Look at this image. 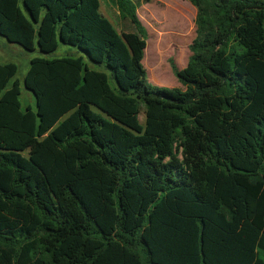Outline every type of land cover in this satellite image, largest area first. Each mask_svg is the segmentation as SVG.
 Returning a JSON list of instances; mask_svg holds the SVG:
<instances>
[{
    "label": "trees",
    "instance_id": "obj_1",
    "mask_svg": "<svg viewBox=\"0 0 264 264\" xmlns=\"http://www.w3.org/2000/svg\"><path fill=\"white\" fill-rule=\"evenodd\" d=\"M187 1L181 92L148 82L135 0H111L133 32L100 0H0L7 42L82 54L30 60L35 109L0 63V264H264V0Z\"/></svg>",
    "mask_w": 264,
    "mask_h": 264
},
{
    "label": "rangeland",
    "instance_id": "obj_2",
    "mask_svg": "<svg viewBox=\"0 0 264 264\" xmlns=\"http://www.w3.org/2000/svg\"><path fill=\"white\" fill-rule=\"evenodd\" d=\"M139 3L136 14L141 24L147 31L151 43V49L159 48L164 52L162 57L164 74L155 72L148 75L149 69L152 66L150 52L147 59H142V64L146 69L147 80L150 84L165 87L168 89H179L185 92L188 88L187 85L181 84L173 75L171 70L170 61H173L180 73H184L186 77H193L188 66V59L190 56L189 45L191 44L194 34V20L196 15L195 8L187 0H135ZM102 14L111 20L115 27L119 30L134 31L129 22H123L118 15L115 5L111 0H100ZM168 16L177 19L179 27L170 24ZM184 39L183 43V56L177 57L178 53V37ZM82 55L74 47L67 46L59 43L58 48L50 55L41 54L36 48L32 52L25 51L19 45L7 42L4 38L0 37V63H13L17 66V72L14 78L10 81L17 79L20 83V102L22 108L30 104L35 109V100L31 92L25 89L23 85V78L27 72L29 62L35 57H44L48 59L61 58L65 56ZM153 62V61H152ZM145 63V65H144ZM155 63V62H153ZM147 67V68H146ZM210 76H204L201 81H210ZM9 85V86H10ZM142 119V117H141ZM217 125H211L208 121H204V127L207 131H218Z\"/></svg>",
    "mask_w": 264,
    "mask_h": 264
}]
</instances>
